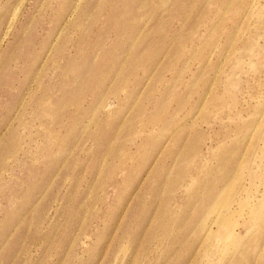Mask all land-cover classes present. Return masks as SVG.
<instances>
[{"label":"rangeland","instance_id":"374dc122","mask_svg":"<svg viewBox=\"0 0 264 264\" xmlns=\"http://www.w3.org/2000/svg\"><path fill=\"white\" fill-rule=\"evenodd\" d=\"M76 2L0 0V264H264V0Z\"/></svg>","mask_w":264,"mask_h":264},{"label":"bare ground","instance_id":"6f19581e","mask_svg":"<svg viewBox=\"0 0 264 264\" xmlns=\"http://www.w3.org/2000/svg\"><path fill=\"white\" fill-rule=\"evenodd\" d=\"M25 1L26 0H22V4ZM76 1H77L76 5H74L72 7V9H70V11L68 12V17L66 19L67 20L66 25H69L70 20L79 11L81 3L85 2L86 0H76ZM87 13H88V11H87ZM88 15H89V13H88ZM237 223H238V221L235 218L230 217L228 215H221L220 214L218 216V219H217V224L213 228L212 233H211L210 247L215 248L219 252L227 251L229 249V247L231 246V244L233 243V239L235 237L234 233L232 231H230V229H232Z\"/></svg>","mask_w":264,"mask_h":264}]
</instances>
